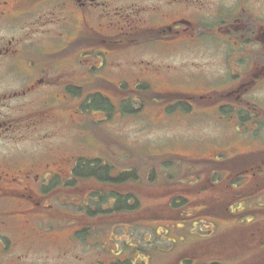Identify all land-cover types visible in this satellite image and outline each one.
<instances>
[{
    "label": "flooded vegetation",
    "instance_id": "1",
    "mask_svg": "<svg viewBox=\"0 0 264 264\" xmlns=\"http://www.w3.org/2000/svg\"><path fill=\"white\" fill-rule=\"evenodd\" d=\"M150 43L189 51L195 67L216 63L225 74L214 80L240 85L223 91V104L253 130L264 129V110L244 98L251 90L264 95V0H0V264H27L37 245L51 252L53 244L63 257L69 194L83 191L86 162L100 163L101 148L90 158L83 147L85 134L98 141L85 120L100 111L96 94L86 93L89 71L100 52L126 54ZM131 69L113 63L108 70L104 60L94 80L129 86ZM134 73L141 83L144 69ZM244 108L251 116L241 115ZM259 150L251 177L264 181ZM255 195L264 198V189ZM242 212L259 228L233 242L237 264H264V202Z\"/></svg>",
    "mask_w": 264,
    "mask_h": 264
},
{
    "label": "rangeland",
    "instance_id": "2",
    "mask_svg": "<svg viewBox=\"0 0 264 264\" xmlns=\"http://www.w3.org/2000/svg\"><path fill=\"white\" fill-rule=\"evenodd\" d=\"M165 49L166 47H157L154 43H150L149 47H134L126 54L107 53L103 56L104 53L100 52V57H95L97 64L94 66L95 69L89 71V79L86 82L91 85L86 89V93H95L97 100L109 101L108 105L111 107H106L105 112L85 114L86 127L89 126L88 128L96 132L99 138L96 142L85 131L88 133L84 138L85 155L93 158L97 154V149L102 148L99 156L104 159H109L111 156L113 161L125 159L128 152L135 156H144L141 154L147 153L155 155L173 153L193 159L216 160L218 157L232 159L235 156L256 153L259 149V151L264 150L261 149L264 148V129H260L261 131L258 132V130H253L250 123L245 124L240 121L233 106L219 103L200 108L204 105L203 101L194 102V104L189 99L192 97L201 99V97H207L213 93L231 91L240 85L232 84L234 80L231 82L214 80V77L225 74L222 68L214 65L216 63L208 64L209 66L202 69L191 65L190 61L194 55L189 51L177 53L173 49ZM92 56L94 57V55ZM104 60L108 70L113 63L130 65L132 68L130 75L133 79L129 86L120 83L118 86H112L108 82L94 80L99 77V74H102L98 70L103 66ZM205 60V58L199 59L197 62ZM143 63L142 68H137V64ZM143 69L144 79L140 83L134 72L140 73L143 72ZM153 76L156 78L154 79ZM202 76H208L209 82L202 83L199 79ZM142 85L154 92L162 94L175 92L185 96L186 100L183 104L189 108V111L182 109L183 111L177 110L170 113L162 105L144 108L143 92L145 89L140 88ZM130 87L137 90V93H130L131 95L126 98L123 95L130 90ZM131 96L137 97L136 99L139 101ZM119 98H125L128 101L122 102ZM244 98L264 110V95L256 94L251 90L249 94L244 95ZM227 100L229 103H234L232 97ZM240 111L241 115L251 116L252 114L245 108ZM74 148L76 149V147ZM128 157L131 158V155ZM263 157L264 155L258 156L260 159ZM247 166L246 169L250 168L248 176L242 173L243 166L233 169V174L241 178L236 181V187L241 188L242 192L247 195L244 196L246 199L242 202L243 205L232 207L230 214L240 213L243 209L264 202L263 197L255 196L258 191L264 189L261 187L257 190L256 184H263L264 181H258L257 178L251 177V173L256 171L257 164L255 162ZM231 179L229 180L228 177L222 184L221 192L229 181L231 183L233 180ZM79 185H83L84 190V185H95V189H99V184L93 180L83 181ZM89 191L90 189L84 193L81 191L79 194L70 193L69 205L75 203L79 206L82 204ZM254 191L255 193H253ZM230 204H235V202ZM75 205L68 206V213L62 219L64 228L61 240L66 247L63 257L56 258L61 253L53 251V244L46 248L51 252H45L43 245H37L33 254L27 258V264H110L124 261L127 258L139 264L140 258L144 259L143 255L146 256L147 253H150L151 256L142 264H151L150 260L153 264H179L184 259L198 262L204 258V254H208L207 258L220 255L221 260H219L222 261V254L227 252L225 251L227 246H230L227 250L232 251L226 253L225 258L231 261H226L224 264H237L240 252L236 251L235 247L237 246L233 245L243 242V238L252 237L255 230L259 228L241 221L242 215L232 218L222 211L220 213L222 215L212 214L209 219L193 222L192 226L182 228L168 227L163 223L141 224L135 227L119 225L113 227L110 239H104L103 235L98 233H96L97 235L92 233L85 238L80 237L78 233L82 229V226L80 227L82 220L77 214L79 209ZM112 205V201L107 199L101 209H110ZM58 224L61 225V221H58ZM216 227H220L222 234L213 237L212 234ZM168 229L171 231L169 232ZM166 230L169 234L165 233ZM260 231H264V227L261 225ZM205 235H210L204 242L205 244L201 241L198 242L197 236ZM173 241L175 242L172 243ZM41 248L43 249L41 250ZM124 248H127L126 251ZM120 251L123 252L122 255L119 254Z\"/></svg>",
    "mask_w": 264,
    "mask_h": 264
},
{
    "label": "trees",
    "instance_id": "3",
    "mask_svg": "<svg viewBox=\"0 0 264 264\" xmlns=\"http://www.w3.org/2000/svg\"><path fill=\"white\" fill-rule=\"evenodd\" d=\"M144 89V108L162 105L167 112L172 113L178 109L180 100L185 99L177 93L159 94L147 87ZM208 99L209 104L214 105L213 103L221 99V95L215 93ZM97 104L100 107L95 106L96 109L102 111L109 106L108 101L100 99ZM181 108L188 110L184 104ZM141 155L144 156H135L128 152L122 160L103 158L104 163L101 161L94 169L86 162L84 181L94 180L99 184V189H95V185H85L92 193L80 207V237L86 238L92 233H98L103 235L104 239H110L113 227L119 225L135 227L141 224L163 223L174 228L192 226L193 222L209 219L212 214L222 215L220 213L224 212L231 202L241 199L235 184L239 178L233 174L236 160L193 159L173 153ZM253 156L255 155H248V158ZM236 159L240 160L241 157ZM228 177L233 180L231 179V183L229 181L221 192L220 187ZM74 187L77 185L74 184ZM107 199L112 201L113 205L110 209L102 210L101 206ZM168 230L166 234H169ZM220 234L222 230L216 227L212 236L217 237ZM207 237L210 235L197 236V240L204 243ZM124 249L126 251L127 248ZM119 254L122 255L123 252L120 251ZM207 255L204 254V258L195 263L184 259L179 264H210L211 258H207ZM150 256V253L143 255L144 259L138 256L139 264L147 261ZM219 256L215 255V259L219 260ZM150 263L153 264L152 260ZM110 264L136 263L127 258Z\"/></svg>",
    "mask_w": 264,
    "mask_h": 264
}]
</instances>
